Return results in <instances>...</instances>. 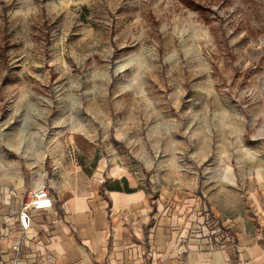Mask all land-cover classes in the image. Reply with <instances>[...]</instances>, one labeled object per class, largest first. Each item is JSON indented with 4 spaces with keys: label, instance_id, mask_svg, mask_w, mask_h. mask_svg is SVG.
<instances>
[{
    "label": "rangeland",
    "instance_id": "374dc122",
    "mask_svg": "<svg viewBox=\"0 0 264 264\" xmlns=\"http://www.w3.org/2000/svg\"><path fill=\"white\" fill-rule=\"evenodd\" d=\"M263 150L264 0H0V207L114 163L222 208Z\"/></svg>",
    "mask_w": 264,
    "mask_h": 264
},
{
    "label": "crops",
    "instance_id": "0c3cea01",
    "mask_svg": "<svg viewBox=\"0 0 264 264\" xmlns=\"http://www.w3.org/2000/svg\"><path fill=\"white\" fill-rule=\"evenodd\" d=\"M238 160L234 176L223 178L238 182L230 188L239 199L222 208L200 199L192 176L159 183L150 199L114 163L86 185H64L51 195L52 209L31 212L26 263L48 255L51 264H264V150ZM18 208L0 207V238L15 235Z\"/></svg>",
    "mask_w": 264,
    "mask_h": 264
},
{
    "label": "built area",
    "instance_id": "2783aa9c",
    "mask_svg": "<svg viewBox=\"0 0 264 264\" xmlns=\"http://www.w3.org/2000/svg\"><path fill=\"white\" fill-rule=\"evenodd\" d=\"M48 188L41 184L31 193L27 203L22 204L17 210L19 228L12 237L8 234L0 238V264H27L24 251V242L29 239L31 232V212L52 209L54 203ZM13 238V239H12ZM11 254V258L3 261L4 255ZM51 256H39V264H51Z\"/></svg>",
    "mask_w": 264,
    "mask_h": 264
}]
</instances>
